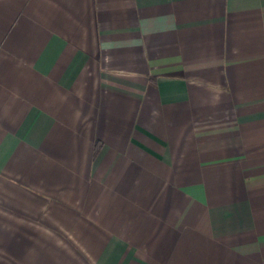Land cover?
<instances>
[{"label": "crops", "instance_id": "crops-1", "mask_svg": "<svg viewBox=\"0 0 264 264\" xmlns=\"http://www.w3.org/2000/svg\"><path fill=\"white\" fill-rule=\"evenodd\" d=\"M0 264H264V0H0Z\"/></svg>", "mask_w": 264, "mask_h": 264}]
</instances>
